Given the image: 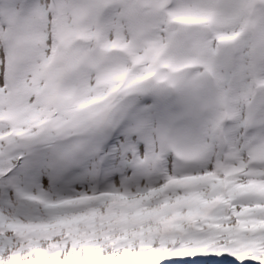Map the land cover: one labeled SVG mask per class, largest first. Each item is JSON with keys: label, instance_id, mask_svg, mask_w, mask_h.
I'll return each mask as SVG.
<instances>
[{"label": "snow or ice", "instance_id": "1", "mask_svg": "<svg viewBox=\"0 0 264 264\" xmlns=\"http://www.w3.org/2000/svg\"><path fill=\"white\" fill-rule=\"evenodd\" d=\"M15 2L19 14L0 17V264H162L209 255L264 264V95L252 101L247 124L242 114L231 122L219 149L194 108L150 94L121 108L107 129L78 117L60 127L41 108L60 71L53 57L67 54L83 97L99 90V50L73 48L97 28L99 4ZM167 8L161 0H114L107 37L101 28L95 39L124 47L130 30L211 15L182 0ZM78 20L85 23L75 28Z\"/></svg>", "mask_w": 264, "mask_h": 264}, {"label": "rangeland", "instance_id": "2", "mask_svg": "<svg viewBox=\"0 0 264 264\" xmlns=\"http://www.w3.org/2000/svg\"><path fill=\"white\" fill-rule=\"evenodd\" d=\"M56 64L60 66L59 73H62L61 67L63 66V62L60 63L59 61H57ZM58 81H59V77H57V80L51 86L47 88L46 100L41 104V108H46L48 105H50L49 106L50 108L51 106L53 107V105H55L54 87L58 83ZM81 119H85L92 124L91 111L84 113V116ZM204 257L205 256H196L195 258H184L177 262L175 261V259L165 260V261H162V264H233V263L237 264V261H235L233 258H231L228 255L219 256L216 258H214V256H210V257H207L208 260L206 261L203 260ZM246 264H248V262H246Z\"/></svg>", "mask_w": 264, "mask_h": 264}]
</instances>
